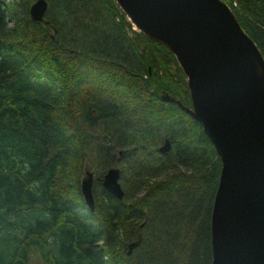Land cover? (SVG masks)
I'll use <instances>...</instances> for the list:
<instances>
[{
    "label": "trees",
    "instance_id": "1",
    "mask_svg": "<svg viewBox=\"0 0 264 264\" xmlns=\"http://www.w3.org/2000/svg\"><path fill=\"white\" fill-rule=\"evenodd\" d=\"M34 1L0 0V264H211L220 158L162 99L190 105L175 56L114 0H46V24ZM221 1L264 58V0ZM111 167L124 196L90 211L80 180Z\"/></svg>",
    "mask_w": 264,
    "mask_h": 264
},
{
    "label": "water",
    "instance_id": "2",
    "mask_svg": "<svg viewBox=\"0 0 264 264\" xmlns=\"http://www.w3.org/2000/svg\"><path fill=\"white\" fill-rule=\"evenodd\" d=\"M134 30L166 47L186 77L190 105L168 94L200 123L220 158L213 199L211 264H264V58L221 0H114ZM46 0L28 14L44 23ZM170 148L165 139L158 148ZM102 188L117 199L120 169L111 167ZM80 194L94 210L93 173L84 172ZM138 243L128 246V253Z\"/></svg>",
    "mask_w": 264,
    "mask_h": 264
},
{
    "label": "rangeland",
    "instance_id": "3",
    "mask_svg": "<svg viewBox=\"0 0 264 264\" xmlns=\"http://www.w3.org/2000/svg\"><path fill=\"white\" fill-rule=\"evenodd\" d=\"M96 180L97 179H95V176L93 175V194H95L96 192H99L102 188L101 183H99Z\"/></svg>",
    "mask_w": 264,
    "mask_h": 264
}]
</instances>
